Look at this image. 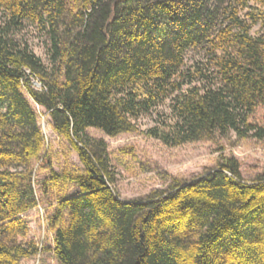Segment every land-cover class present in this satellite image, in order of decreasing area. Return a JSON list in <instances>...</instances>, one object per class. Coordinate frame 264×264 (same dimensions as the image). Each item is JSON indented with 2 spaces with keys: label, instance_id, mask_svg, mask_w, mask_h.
Instances as JSON below:
<instances>
[{
  "label": "trees",
  "instance_id": "trees-1",
  "mask_svg": "<svg viewBox=\"0 0 264 264\" xmlns=\"http://www.w3.org/2000/svg\"><path fill=\"white\" fill-rule=\"evenodd\" d=\"M0 19V264L44 253L57 264H264V175L247 182L222 158L205 176L123 201L108 144L88 134L135 132L170 100L147 131L168 147L232 133L264 141L250 122L264 107V0H0ZM27 27L48 37V65L19 39ZM23 90L85 175L53 170ZM36 164L52 174L42 193L64 178L79 187L49 219L53 247L30 239L25 218L39 205Z\"/></svg>",
  "mask_w": 264,
  "mask_h": 264
},
{
  "label": "rangeland",
  "instance_id": "rangeland-1",
  "mask_svg": "<svg viewBox=\"0 0 264 264\" xmlns=\"http://www.w3.org/2000/svg\"><path fill=\"white\" fill-rule=\"evenodd\" d=\"M1 22L0 19V25ZM19 39L25 41L37 56L47 65L49 64L48 37L44 33L36 28L27 27L19 35ZM194 56L191 52L187 58L191 60ZM32 79L38 87H41L37 78ZM22 92L39 116L40 126L46 139L44 155L50 158L53 170L65 177L85 175V168L78 154L66 140L57 136L45 110L38 107L25 90ZM170 104L171 101L168 100L151 115L138 119L137 129L132 133L110 137L101 130L88 129V134L92 138L104 140L108 144L110 162L117 179L115 190L121 200H143L156 190L167 189L175 180L188 182L205 176L218 167L222 158H236L240 164L241 175L247 182H252L260 175H264V141L255 138L240 140L232 133L229 139H221L217 142L201 141L179 147H168L161 141L149 137L147 131L157 125L158 119L170 115ZM250 122L264 127L263 106L255 111ZM35 169L39 205L25 218L31 227L30 239L35 240L40 247L46 248L53 241L49 219L55 215L62 199L79 194V187L64 178L57 182H50V187L44 194L41 187L45 181L51 179V171L39 169L38 164ZM68 224L69 214L65 212L63 228L67 229ZM41 258L48 264H57L49 253L41 254L24 264H41Z\"/></svg>",
  "mask_w": 264,
  "mask_h": 264
},
{
  "label": "crops",
  "instance_id": "crops-1",
  "mask_svg": "<svg viewBox=\"0 0 264 264\" xmlns=\"http://www.w3.org/2000/svg\"><path fill=\"white\" fill-rule=\"evenodd\" d=\"M53 246H54V243H53V241H52V244H50L49 247H53Z\"/></svg>",
  "mask_w": 264,
  "mask_h": 264
},
{
  "label": "built area",
  "instance_id": "built-area-1",
  "mask_svg": "<svg viewBox=\"0 0 264 264\" xmlns=\"http://www.w3.org/2000/svg\"><path fill=\"white\" fill-rule=\"evenodd\" d=\"M41 212H42V214H43V210L41 209Z\"/></svg>",
  "mask_w": 264,
  "mask_h": 264
}]
</instances>
